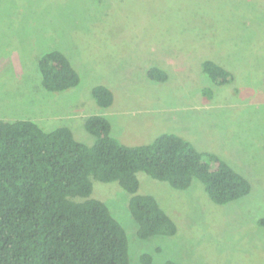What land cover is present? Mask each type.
<instances>
[{
  "label": "rangeland",
  "instance_id": "obj_1",
  "mask_svg": "<svg viewBox=\"0 0 264 264\" xmlns=\"http://www.w3.org/2000/svg\"><path fill=\"white\" fill-rule=\"evenodd\" d=\"M48 49L65 53L76 86L44 89L38 59ZM206 59L230 73L227 82L203 72ZM151 67L167 79L150 78ZM97 85L112 91L110 106L96 104ZM91 114L128 145L176 133L250 183L247 194L216 204L197 178L179 189L140 170L135 193L153 196L177 228L140 238L132 193L92 180L90 197L126 231L129 264H141L142 253L152 264H264V0H0V118L66 125L91 145Z\"/></svg>",
  "mask_w": 264,
  "mask_h": 264
},
{
  "label": "trees",
  "instance_id": "obj_2",
  "mask_svg": "<svg viewBox=\"0 0 264 264\" xmlns=\"http://www.w3.org/2000/svg\"><path fill=\"white\" fill-rule=\"evenodd\" d=\"M201 67L212 81H228L230 73L214 61L206 59ZM38 68L47 91L79 83L61 50L44 51ZM148 75L157 81L167 79L157 67ZM91 95L102 108L113 101L105 85L94 86ZM84 126L96 137L91 145L76 140L66 125L46 130L36 120L0 118V264H129L124 227L103 201L90 197L94 179L116 181L132 193L129 209L140 238L171 236L177 230L153 196L135 193L140 170L179 189L197 178L216 204L249 192L245 176L176 133L128 145L111 136V124L103 115L87 116ZM140 262L152 264L151 255L142 253Z\"/></svg>",
  "mask_w": 264,
  "mask_h": 264
}]
</instances>
